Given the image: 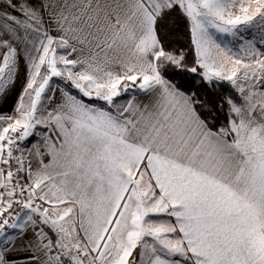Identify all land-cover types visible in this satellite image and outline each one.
Here are the masks:
<instances>
[{
    "label": "snow or ice",
    "instance_id": "1",
    "mask_svg": "<svg viewBox=\"0 0 264 264\" xmlns=\"http://www.w3.org/2000/svg\"><path fill=\"white\" fill-rule=\"evenodd\" d=\"M173 13L192 67L163 45ZM248 27L264 46V0H0V92L24 71L0 112V264H264V47ZM168 66L240 99L206 103ZM132 87L148 102L118 100Z\"/></svg>",
    "mask_w": 264,
    "mask_h": 264
},
{
    "label": "trees",
    "instance_id": "2",
    "mask_svg": "<svg viewBox=\"0 0 264 264\" xmlns=\"http://www.w3.org/2000/svg\"><path fill=\"white\" fill-rule=\"evenodd\" d=\"M160 36L163 45L167 51L171 52H183L186 56L187 67L194 66V51L191 47V37L187 21L179 16L177 13H173L167 18L164 26L160 29ZM164 75L167 79L171 80L181 91L188 94L195 93L197 97L215 105H219L227 97L231 96L236 99V93L230 84L224 81H214L212 84L207 83L198 74H193L187 71L176 70L174 66H168L164 71ZM74 94H78L77 90H72ZM86 101L88 98H84ZM98 104L101 102L96 101ZM199 108V106H198ZM203 115H207L203 112ZM227 106L225 105L224 111L216 110L215 125L219 127L226 122L225 114Z\"/></svg>",
    "mask_w": 264,
    "mask_h": 264
},
{
    "label": "crops",
    "instance_id": "3",
    "mask_svg": "<svg viewBox=\"0 0 264 264\" xmlns=\"http://www.w3.org/2000/svg\"><path fill=\"white\" fill-rule=\"evenodd\" d=\"M256 31H257L256 27H248L241 33V35L245 39H252L255 36L257 38L258 47H264V46L259 45V36L257 34L258 31L257 32ZM218 35L222 36V38L224 39V42L227 43L228 46L231 47L234 52H238L239 51L240 44L243 43V41H233L232 37L224 36V34H218ZM112 67H113L114 71H118L119 70L118 66L113 65ZM23 82H24V71H23V67H22L18 78L15 80V83L9 84L7 89L3 92V95L0 96V112L11 113L12 109L15 106V102L17 100V95L16 94L20 93ZM224 82H227L228 84H230L228 81H224ZM56 84L60 85L61 87L64 86V82L63 81L56 82ZM231 87L234 89V91L236 93V96L239 95V93L236 91V89L232 85H231ZM133 88H134V93L133 94H129L128 96H126L125 97V101L130 99L132 96H136L138 102L147 103L148 102V96L145 95L143 92H141L138 88H136V87H133ZM4 95L9 96V99H10L9 102L6 103V101L2 100ZM56 95L59 96V92H57ZM45 104H47V101H45ZM37 139H38L37 137L30 138L32 143H35ZM28 146L30 147L31 144H29ZM152 218L153 219H158L157 217H152ZM162 219H174V218L162 217ZM10 232H11L12 235L16 234L12 230H10ZM22 255L23 254H21V256Z\"/></svg>",
    "mask_w": 264,
    "mask_h": 264
},
{
    "label": "rangeland",
    "instance_id": "4",
    "mask_svg": "<svg viewBox=\"0 0 264 264\" xmlns=\"http://www.w3.org/2000/svg\"><path fill=\"white\" fill-rule=\"evenodd\" d=\"M257 31H258L257 34H258V36H259V35H260V32H259L258 29H257ZM257 31H256V32H257ZM199 71H202V70H199ZM54 79H55L56 82L61 81V80H59V78H54ZM7 87H8V85L6 86L5 90L7 89ZM5 90H4V91H5ZM4 91H3V92H4ZM3 92H0V96L3 95ZM133 93H134V88L132 87V88H130L129 92H127V93H122V96H121L120 98H118V100H120V101H125V97L128 96L129 94H133ZM16 95H17V98H18V95H19V94H16ZM236 99H237V100L240 99L239 95L236 96ZM2 100L6 101V103H7V102H9L10 99H9V96L4 95V97L2 98ZM98 102H101V101H98ZM101 103H103V102H101ZM9 231H10V230H9Z\"/></svg>",
    "mask_w": 264,
    "mask_h": 264
}]
</instances>
